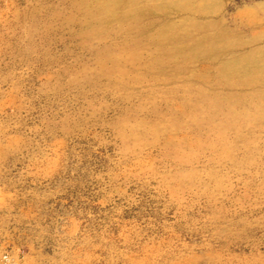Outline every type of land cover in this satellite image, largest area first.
Here are the masks:
<instances>
[{
  "label": "rangeland",
  "instance_id": "rangeland-1",
  "mask_svg": "<svg viewBox=\"0 0 264 264\" xmlns=\"http://www.w3.org/2000/svg\"><path fill=\"white\" fill-rule=\"evenodd\" d=\"M0 264H264V0H0Z\"/></svg>",
  "mask_w": 264,
  "mask_h": 264
}]
</instances>
